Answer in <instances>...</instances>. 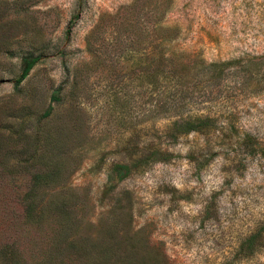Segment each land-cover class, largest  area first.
I'll use <instances>...</instances> for the list:
<instances>
[{"label": "rangeland", "instance_id": "374dc122", "mask_svg": "<svg viewBox=\"0 0 264 264\" xmlns=\"http://www.w3.org/2000/svg\"><path fill=\"white\" fill-rule=\"evenodd\" d=\"M134 1L0 0V264H37L38 250L48 264L66 263L56 224L49 232L57 228V236L37 245L34 224L24 220L32 176H74L82 216L90 220V260L264 264V90L241 89L229 77L214 109L226 124L223 135L165 141L171 123L148 124L143 100L129 102L134 85L124 46L122 53L106 48V61L87 48L100 23L111 43V27ZM141 1L153 7L159 0ZM172 3L167 23L182 29L185 50L207 63L241 61L242 71L264 58V0ZM30 55L41 60L16 86ZM60 87L63 105L52 102ZM79 101L86 117L76 114L69 123ZM134 144H159L168 153L150 160L147 152L134 164ZM122 165L133 166L123 180ZM256 232L255 245H244Z\"/></svg>", "mask_w": 264, "mask_h": 264}, {"label": "trees", "instance_id": "16d2710c", "mask_svg": "<svg viewBox=\"0 0 264 264\" xmlns=\"http://www.w3.org/2000/svg\"><path fill=\"white\" fill-rule=\"evenodd\" d=\"M173 8L172 0H159L153 7L141 0H135L124 9V14L117 17L111 27V32L115 33L111 38L112 42L107 43V39L102 37L101 31L104 25L100 23L88 36L87 48L90 53L98 55L99 59L103 58V61H106V48L109 46L118 52L122 53L125 49L129 53L131 64L126 75L134 85L130 91L132 95L129 97V102L133 104L139 97L143 100L142 116L146 123L159 121L171 123L165 141L175 142L180 136L191 133L219 138L216 135H223L227 127L220 119V114H216L214 109L217 99L223 93L226 80L231 77L234 85L241 89L249 88L252 84L253 88L250 89L253 91L264 90V58L260 62L247 61L244 64L246 71H242L237 66L242 63L238 60L207 63L201 56L179 45L182 29L167 23V17ZM122 46H124L123 50ZM40 60L41 56L33 55L22 59L23 68L16 80V86L29 76ZM115 62L119 64L118 61ZM66 97L65 89L60 87L54 92L52 102L63 105L67 102ZM83 104L79 101L72 107L69 123H73L72 118L76 114L86 117L80 108ZM52 112L53 109H49L44 117L51 116ZM235 123L232 121L228 126L235 129ZM136 125L137 122L134 121L133 126ZM137 149L138 145L134 144L133 150L136 151L134 164L144 159L147 152L150 160L158 159L162 155L166 156L168 153L159 144L145 146L142 150ZM118 167L120 171L117 173L121 180L132 173L133 166ZM121 170H125V174ZM73 177H31L30 190L25 194L23 201L24 220L34 224L36 228L33 240L37 245L44 241L48 242L57 236L53 237L58 228L63 232L61 241L67 251L65 264L112 262L111 258L93 257L90 260L91 250L88 248V243L91 240L87 236L90 220L82 216L84 203L78 201V193L73 188ZM52 223L54 226L56 224L57 228L51 233L49 230ZM119 234L118 230L115 237L118 241H122L124 238ZM260 235L257 232L252 233L244 245L252 248L255 239ZM37 253L40 256L37 264H48L47 254L43 250H38ZM19 260L22 262L20 264H27L21 258ZM114 263L127 264L128 260L121 255L114 260ZM8 264L17 263L11 259Z\"/></svg>", "mask_w": 264, "mask_h": 264}]
</instances>
